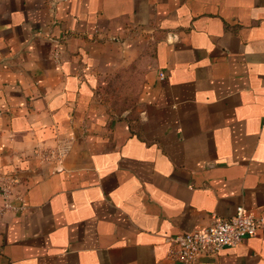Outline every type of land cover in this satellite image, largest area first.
<instances>
[{
	"label": "crops",
	"instance_id": "obj_1",
	"mask_svg": "<svg viewBox=\"0 0 264 264\" xmlns=\"http://www.w3.org/2000/svg\"><path fill=\"white\" fill-rule=\"evenodd\" d=\"M238 206L264 218V0H0V264H179ZM196 264H264V227Z\"/></svg>",
	"mask_w": 264,
	"mask_h": 264
},
{
	"label": "built area",
	"instance_id": "obj_2",
	"mask_svg": "<svg viewBox=\"0 0 264 264\" xmlns=\"http://www.w3.org/2000/svg\"><path fill=\"white\" fill-rule=\"evenodd\" d=\"M7 191V188L1 189L5 196ZM4 209H9V205L4 204ZM263 227L264 218L255 217L243 206H238L228 218L212 214L208 226L169 237L168 254L179 264H196L201 258H214L223 249L237 246Z\"/></svg>",
	"mask_w": 264,
	"mask_h": 264
},
{
	"label": "rangeland",
	"instance_id": "obj_3",
	"mask_svg": "<svg viewBox=\"0 0 264 264\" xmlns=\"http://www.w3.org/2000/svg\"><path fill=\"white\" fill-rule=\"evenodd\" d=\"M130 94H131V96H132V93H130ZM131 96H130V97H131Z\"/></svg>",
	"mask_w": 264,
	"mask_h": 264
}]
</instances>
